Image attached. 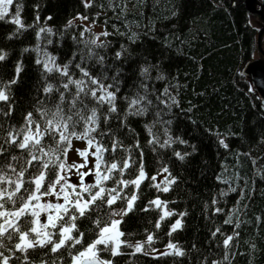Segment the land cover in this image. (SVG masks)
<instances>
[{
	"label": "trees",
	"instance_id": "16d2710c",
	"mask_svg": "<svg viewBox=\"0 0 264 264\" xmlns=\"http://www.w3.org/2000/svg\"><path fill=\"white\" fill-rule=\"evenodd\" d=\"M18 2L23 6L21 19L25 28L17 32L15 25L0 21V50L7 53V59L0 62V82L6 84L14 78L17 63L23 67L17 84L11 86V116H0V124L5 129L22 127L24 116L30 111L33 118L39 120L36 108L54 109L58 102L55 93L47 97L43 94L46 83L58 82L55 73L45 80L41 66L35 64L37 58H44V52L55 56L58 64L69 63L73 78H80L79 70L74 67L78 63L93 76L103 78L106 75L105 83H111L119 70L117 107L120 110H126L125 97H134L137 92L145 94L140 88L141 83L147 85V95L153 101L146 115L128 116L126 128L119 126V120L109 121L111 129L135 161L123 177L114 173V178L134 179L141 159L148 177L139 190L132 185L124 189L122 196H130L136 191L138 199L133 211L120 225V230L125 233L121 239L133 245L144 244V251L133 255L134 248L122 246L121 255L112 257L102 251L100 259L111 260L112 264H212L213 261L218 264H264V112L249 76L242 72L245 62L258 55L256 39L260 27L252 22L253 14L243 3L92 0V7L85 8L84 0ZM78 15L95 21L101 26V32L84 31V24L74 21ZM49 16L52 19L48 20ZM70 20L73 24L68 26ZM41 27L51 28L52 33H41L38 39L37 32ZM104 31L111 35L99 36ZM97 36V43L103 42L106 47L97 48L90 43ZM48 40L52 43H47ZM26 48L27 52L24 51ZM124 49L127 52L122 58L115 59V53L124 52ZM92 53L104 56L103 65L96 62L97 56ZM146 65L154 66L148 79L140 75L141 67ZM159 76L163 79H157ZM165 89H168V95H164ZM170 97H174L178 105L172 104ZM37 101L44 103L41 105ZM5 108L7 110V106ZM119 115L123 117L124 111ZM40 123L43 126L42 120ZM146 125L152 126V135ZM101 127L108 129V125ZM76 130L80 132L82 128ZM153 136L160 143L169 136L175 142L162 148L160 143H149ZM221 138L229 145L227 149L220 145ZM180 140L186 143L182 144ZM102 142L109 145L107 137ZM137 142L139 148L135 147ZM44 144L46 150L56 147L47 137ZM175 152L190 155L181 161ZM128 155L129 152L123 150L105 153V160L110 163L114 157L121 162ZM165 167L171 176L162 171ZM152 176H156L155 181L150 179ZM165 177L176 181L169 185L168 192L160 190L166 186ZM156 184L160 189L154 186ZM116 186L114 179L105 182V187ZM157 198L166 204V208L149 203ZM125 206L126 202L120 200L113 208ZM217 208L221 211L216 212ZM110 211L106 206L93 208L86 217L76 221L84 237L75 248L64 247L57 253L49 251L51 246L30 249L31 264L42 261L72 264L69 253L77 254L96 238L98 229L93 222L100 219L103 226L110 218ZM165 211L175 214L160 221V228H156ZM181 213L185 215L181 216ZM230 217L232 223H225ZM177 219H181L182 227L168 235ZM237 223L239 228H236ZM217 228L220 232L213 236ZM79 232L73 235L78 236ZM235 232L239 235L226 249L223 240ZM149 234L153 236L150 244L145 243ZM13 243L15 240L5 241L8 246ZM169 243L176 244L184 255L162 256L165 251H173L167 248ZM225 253L228 260H224ZM5 255L9 253L5 251ZM20 255L15 253L9 264H21L15 258Z\"/></svg>",
	"mask_w": 264,
	"mask_h": 264
},
{
	"label": "snow or ice",
	"instance_id": "6c2138e0",
	"mask_svg": "<svg viewBox=\"0 0 264 264\" xmlns=\"http://www.w3.org/2000/svg\"><path fill=\"white\" fill-rule=\"evenodd\" d=\"M84 7H92V0H84ZM22 8L23 6L18 0H0V21L15 25L16 31L19 32L25 28L21 19ZM9 16L11 18L7 19ZM39 19L37 16L36 20L39 21ZM47 19L52 18L49 16ZM75 19L84 21L88 17L78 15ZM72 24L73 20L68 21V26ZM90 30V27L84 29V31ZM41 33L51 34L52 29L41 27L37 32L38 39ZM83 34V32L80 33L81 36ZM109 35L111 33L107 31L99 34V36L104 37ZM99 36L92 39L90 43L97 48L106 47L103 42L97 43ZM47 43L51 44L52 41L48 40ZM24 51L27 52L28 49L26 48ZM126 52L127 49H124V52H116L115 59L120 60ZM92 55H96V62L103 65L104 56L98 53H92ZM43 57V59L37 58L35 60V64L42 68V77L47 80L48 76L53 73L58 77L56 84L46 83L43 86V94L46 97L56 94L55 101L58 102H55L54 109L43 106L36 108L39 120L33 118V112H28L24 116L23 126L19 129L12 127L5 129L3 124H0V249H2L0 251V264H9L17 252L21 255L15 258L20 260L21 264H31L28 256L30 249H44L51 246L49 251L57 253L64 247L75 248L82 243L84 237V233L79 232L76 221L86 217L93 208L105 206L111 210L109 220L104 222L103 226H101L100 219L93 222L98 229L96 238L83 251H79L75 255L69 253L72 264H112L111 260L100 259V252H107L115 257L122 254V246L134 248L133 255L144 251V244L137 242L133 245L121 239L125 233L120 230V225L123 223L124 217L133 211L134 204L138 199L136 191H133L130 196H122L124 189L132 185L136 190H139L141 183L148 177L141 159L138 175L134 179L114 178V173L123 177L126 170L131 168L135 161L132 160L130 150L124 148L122 140L111 129L109 121L112 119L119 120V126L126 128L125 121L128 116L146 115L149 106L153 104L152 99L147 95V85L140 84V88L145 90V94L142 95L137 92L134 97H125L127 100L126 110H120L117 107V94L120 92L119 70L111 78V83H105L104 81L108 79L106 75L103 78L93 76L86 67L78 63L74 67L79 70L80 78H73L69 63L58 64L57 58L47 52L43 53ZM6 59L7 53L0 50V62ZM152 67L154 66H142L140 75L148 79ZM22 70V64L17 63L14 78L6 84L0 82V102H3L0 104V116H11V86L17 84ZM157 79H163V76H159ZM251 90L250 88L249 91ZM164 95H168V89L164 90ZM170 99L172 104L178 105V101L174 97H170ZM161 102L167 103L166 101ZM37 103L43 105L44 102L37 101ZM5 106H7V110ZM168 106L171 107V105ZM120 111H124L123 117L119 115ZM113 114L117 115L113 116ZM159 114L157 112V115ZM40 120L43 121V126ZM102 124L108 125V129L102 128ZM77 127L82 128V131L77 132ZM146 127L149 135H152V126L146 125ZM165 134H167V129H165ZM46 137L55 142V148L46 150L44 144ZM73 137L77 140H85L87 147L84 150L77 149L78 154L83 158V163L68 165L66 163L67 152L72 147ZM104 137L108 138V146L102 142ZM174 142L170 136L163 143H160L155 136L149 141L150 144L160 143L162 148L171 146ZM179 142L186 143L183 140ZM219 143L226 149L229 147L223 138L219 139ZM135 147H140L138 142ZM121 150L129 152V155L122 158L121 162H117L114 157L110 163L105 160V153L114 154ZM140 155L142 157L143 153L141 152ZM187 155L190 153L175 152V156L181 161ZM89 156L95 158L94 168H90L88 171H80V169L87 167ZM73 169H76V174L79 176V185L69 182L67 174ZM162 171L169 173L167 167L163 168ZM89 175H94L95 182L86 184L84 178ZM112 179L117 186L105 187V182ZM150 179L155 181L156 176H152ZM175 182V178L165 177V187L160 189L159 184L154 186L163 192H168L170 190L169 185ZM45 196H55L57 200L62 197L63 203L50 201L41 203L42 197ZM86 196L87 198H85ZM120 200L125 201L126 206L120 209L113 208V205ZM149 203L157 208H166V204H163L159 198ZM212 203L215 204L216 201L213 200ZM9 205L11 207H8ZM220 211L221 209H216V212ZM42 212L47 214V221L43 223L40 221ZM174 214L165 211L155 227L160 228V221ZM180 215L185 214L181 213ZM117 216L120 219H115ZM257 219L259 220V217ZM225 223H232L231 217ZM181 227V219H177L171 225L168 235ZM239 227L240 224L237 223L236 228ZM74 232H79V235L74 236ZM219 232L220 229L217 228L212 235L215 236ZM238 235L239 233L235 232L234 235L227 236L223 240L224 247L229 248L230 242ZM54 236H57L58 239H53ZM13 240L15 243L11 246L5 244V241L11 242ZM152 241L153 236L149 234L145 243L150 244ZM167 248L173 251H165L161 253L162 256L184 255V252L176 244L169 243ZM5 251L9 255H5ZM144 254L147 255L148 253L145 252ZM228 259V254L225 253L224 260ZM41 264H47V262L42 261ZM212 264H218V262L213 261Z\"/></svg>",
	"mask_w": 264,
	"mask_h": 264
},
{
	"label": "rangeland",
	"instance_id": "374dc122",
	"mask_svg": "<svg viewBox=\"0 0 264 264\" xmlns=\"http://www.w3.org/2000/svg\"><path fill=\"white\" fill-rule=\"evenodd\" d=\"M79 19H74V21L78 22ZM252 22L256 25V27H261L262 21L260 20L259 16L257 14H253L251 17ZM81 21V20H79ZM82 24H84L85 27H90V31L92 33H99L101 32V26L97 23H93V21L90 20H84L81 21ZM261 44L264 49V32L261 36ZM259 58L262 57L261 55L258 56ZM257 57V58H258ZM262 62L261 60H259ZM87 147V142L85 140H77L76 138L72 139V147L68 150L67 152V160L66 163L68 165L72 164H81L83 163V158L78 154L77 149L84 150ZM94 150V149H93ZM95 165V158L92 156L88 157V165L86 168L80 169V171H88L90 168H94ZM69 177V182L79 185V176L76 174V169H73L70 173L67 174ZM86 184L94 183L95 182V177L94 175H89L84 178ZM59 190V189H57ZM52 202V203H63V198L61 197L60 200H57L55 196H45L42 197L41 203L45 202ZM40 221L46 222L47 221V214L46 213H41L40 216ZM84 250V249H83ZM81 250V251H83ZM90 255V254H89Z\"/></svg>",
	"mask_w": 264,
	"mask_h": 264
},
{
	"label": "water",
	"instance_id": "95a60500",
	"mask_svg": "<svg viewBox=\"0 0 264 264\" xmlns=\"http://www.w3.org/2000/svg\"><path fill=\"white\" fill-rule=\"evenodd\" d=\"M230 4L242 2L245 9L252 13L257 14L262 21L261 27L257 32L256 44L258 50L264 54V50L261 44V36L264 32V0H261L257 5L258 0H226ZM242 72L249 76L251 84L255 89L259 99L260 107L264 112V64L258 61L256 58H251L245 62L242 67ZM87 259V257H85Z\"/></svg>",
	"mask_w": 264,
	"mask_h": 264
},
{
	"label": "flooded vegetation",
	"instance_id": "af4514ba",
	"mask_svg": "<svg viewBox=\"0 0 264 264\" xmlns=\"http://www.w3.org/2000/svg\"><path fill=\"white\" fill-rule=\"evenodd\" d=\"M260 2H261V0H258V2H257V5L258 4H260ZM263 48V47H262ZM264 50V49H263ZM257 53H258V55H254L255 56V58L259 61V60H261L262 61V63L264 64V54H262L259 50H258V48H257ZM259 55H261L262 57H258ZM258 57V58H257Z\"/></svg>",
	"mask_w": 264,
	"mask_h": 264
},
{
	"label": "bare ground",
	"instance_id": "6f19581e",
	"mask_svg": "<svg viewBox=\"0 0 264 264\" xmlns=\"http://www.w3.org/2000/svg\"><path fill=\"white\" fill-rule=\"evenodd\" d=\"M226 1V0H225Z\"/></svg>",
	"mask_w": 264,
	"mask_h": 264
}]
</instances>
